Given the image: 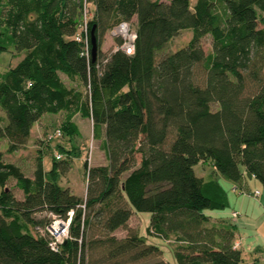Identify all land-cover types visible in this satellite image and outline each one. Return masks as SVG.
I'll return each mask as SVG.
<instances>
[{
	"label": "trees",
	"instance_id": "trees-1",
	"mask_svg": "<svg viewBox=\"0 0 264 264\" xmlns=\"http://www.w3.org/2000/svg\"><path fill=\"white\" fill-rule=\"evenodd\" d=\"M85 7L88 54L76 39ZM133 17V53H105L106 30ZM186 28V45L158 57ZM10 48L22 56L0 71L7 151L24 145L43 113L63 111L61 135L80 133L75 113L91 118L107 163L85 161L80 197L60 184L76 147L59 144L66 158L53 157L48 170L39 159L32 176L0 150V264H171L158 240H171L177 264H246L232 228L211 221L209 211L228 205L226 190L194 165L210 160L227 180L253 175L264 183V0H0V52ZM11 177L20 198L6 185ZM69 210V237L52 249L35 226ZM135 211L150 212L156 243L127 226Z\"/></svg>",
	"mask_w": 264,
	"mask_h": 264
},
{
	"label": "rangeland",
	"instance_id": "rangeland-1",
	"mask_svg": "<svg viewBox=\"0 0 264 264\" xmlns=\"http://www.w3.org/2000/svg\"><path fill=\"white\" fill-rule=\"evenodd\" d=\"M194 0H191L193 3ZM94 5L91 2L90 11L93 12ZM90 12V15L92 14ZM128 21V20H127ZM128 22L132 24V27L135 26V17L130 19ZM131 26V25H130ZM111 26L106 30L107 33V41L103 44L104 52L107 53L111 51V47L109 46V36ZM192 36V30L189 28L181 29L176 35H174L168 42L162 46V48L157 52L158 57H161L163 54L168 52L174 51L175 49L186 45L189 39ZM104 39V37L102 38ZM103 41V40H102ZM113 45L118 43V38L113 37ZM102 44V42H101ZM201 45L204 51L207 53L211 49V36L209 34L204 35L201 38ZM22 55L16 57V51L12 50L11 48L7 51L0 52V71L3 70L4 67L7 65H14ZM195 79L198 83H203L204 81V69L201 64H196L195 68ZM66 82L69 85H73L72 81L66 79ZM80 89L83 91L86 90L84 86H81ZM217 105L212 103V107L215 108ZM0 114L4 116V122L6 121V114L5 111L0 107ZM65 113L63 111L57 112L54 114L45 113L42 117H40L37 121L34 122L31 128V133L27 141L22 145L20 148L8 152V142L6 138H0V150L2 151V158L5 161H10L15 163L20 167V169L24 172V174L32 176L33 170L41 159L44 169L48 170L52 165V158L55 157L57 152H61L62 150L59 149V144L63 145L64 148L69 149L76 147L73 155L67 157L69 160V167L62 173L60 178V184H65L68 182H72V191L78 194L80 197L86 196V184L87 178L85 173V161L88 164H94L96 161H104L106 153L105 148L103 147V136L101 135L98 138L93 137L92 135V121L91 118L87 119L81 117L80 114L75 116V121L78 124L80 133L75 134L72 136L67 135H53L50 139L48 135L55 130V128L60 127V122L64 118ZM62 153V152H61ZM63 158H66V155L62 153ZM139 163L136 164L138 166ZM198 165H195V170L198 172ZM202 166L205 169L207 174L213 172V168L211 162L209 160L205 161ZM129 171H126L122 174L124 177ZM6 185L12 189L13 194L16 197H22V191L15 185V179L13 177L9 178ZM217 210V209H214ZM216 212V211H214ZM150 212L148 211H135L132 213L130 219L127 222V226L132 227L137 230L139 234L147 235L150 241L156 240L152 237L150 233H148L149 229V221H150ZM37 217L45 216V212L41 211L36 214ZM209 221L208 224H210ZM115 235L120 237L126 233V228L119 227L114 231ZM159 244H162L163 249H167L166 244L169 241L158 240ZM264 247V246H263ZM261 254V259L263 260V253L259 250ZM254 252L251 251L248 253L249 257H252ZM162 256V254H161ZM165 256L167 258L170 257L167 251L165 252ZM163 257V256H162ZM264 261V260H263Z\"/></svg>",
	"mask_w": 264,
	"mask_h": 264
},
{
	"label": "crops",
	"instance_id": "crops-1",
	"mask_svg": "<svg viewBox=\"0 0 264 264\" xmlns=\"http://www.w3.org/2000/svg\"><path fill=\"white\" fill-rule=\"evenodd\" d=\"M107 37V33H105L104 39L101 44V49L103 51L106 50L104 49L103 44H105V42L107 41ZM109 39L110 40L107 43H109L111 50H113L115 48V44L113 45V37L109 36ZM62 76L66 81L67 77L65 75ZM44 114L45 113H43L42 116ZM77 114L79 113H75L72 117L74 121ZM84 118L90 119L89 117ZM104 159V161H96V163L94 164H106L107 157L105 156ZM204 162L205 161H199L198 163H196L198 165H201L199 166L200 168H198V172L195 170L196 164L194 165L196 174L205 178L213 176L217 178L226 190L228 197L227 207L209 211L211 215V221L216 224H226L232 228V231L234 232L233 241L234 243L238 242V245L236 246L241 250L242 259L246 264H264V259H261V254L259 252V250L261 251L264 246V183L253 175H245L239 181L232 182L223 178L220 173L215 170L212 164L211 165L213 168V172L207 174L204 167L202 166ZM62 185L64 187H68L72 191V182H68ZM233 186H236V189H233ZM240 189H245L249 192L253 191L254 189H260L261 193L257 197H255L252 195L242 194L240 192ZM232 210H237L239 212L236 217L232 216ZM167 241L170 242L171 240H166V242ZM159 246L162 248V256L165 259H168L171 264H177L173 256L171 247L172 245L170 243H167L166 250L163 249L162 244H159ZM166 251L170 255L169 258L165 256ZM251 251L254 252V255H252V257H249L248 253Z\"/></svg>",
	"mask_w": 264,
	"mask_h": 264
},
{
	"label": "built area",
	"instance_id": "built-area-1",
	"mask_svg": "<svg viewBox=\"0 0 264 264\" xmlns=\"http://www.w3.org/2000/svg\"><path fill=\"white\" fill-rule=\"evenodd\" d=\"M86 7L84 8V12H83L84 19H83L82 24L80 25V30L76 34V39L82 40L84 42V51L86 54H88L89 37L86 32V20H87L86 19L87 18L86 17V12H87ZM109 32L112 37H116L120 39L119 43L115 45V49L120 48L128 54L133 53L134 41L136 38V30L134 26L132 27V24L130 22H128L127 20H122L114 24L110 28ZM53 135L54 136L61 135V129L59 127L55 128V130H53V132L48 135V138L50 139ZM55 157L57 159H60L62 157V153L57 152ZM233 189H236V186H233ZM240 192L242 194L252 195V196L257 197L261 193V190L254 189L253 191L249 192L245 189H240ZM238 213L239 212L237 210H232L233 217H236ZM72 214H73V210H69L67 212L66 217L49 212L48 215L50 216V220L48 221V223L42 226H38V225L35 226V228L39 230V232L42 235L47 236L48 244L50 245L52 249L57 250L59 248V245L62 244L69 237V226H70ZM235 245H238V242H236Z\"/></svg>",
	"mask_w": 264,
	"mask_h": 264
},
{
	"label": "water",
	"instance_id": "water-1",
	"mask_svg": "<svg viewBox=\"0 0 264 264\" xmlns=\"http://www.w3.org/2000/svg\"><path fill=\"white\" fill-rule=\"evenodd\" d=\"M90 41H91V55L94 59L96 57L97 47H98V39L95 34V24H93L90 28Z\"/></svg>",
	"mask_w": 264,
	"mask_h": 264
}]
</instances>
